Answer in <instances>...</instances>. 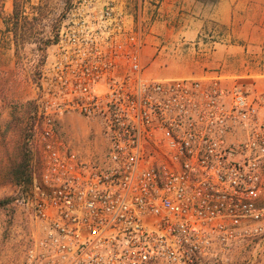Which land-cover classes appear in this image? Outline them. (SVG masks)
<instances>
[{
	"label": "built area",
	"instance_id": "obj_1",
	"mask_svg": "<svg viewBox=\"0 0 264 264\" xmlns=\"http://www.w3.org/2000/svg\"><path fill=\"white\" fill-rule=\"evenodd\" d=\"M147 45L129 0H69L32 112L35 231L0 264H264V89L147 78Z\"/></svg>",
	"mask_w": 264,
	"mask_h": 264
},
{
	"label": "rangeland",
	"instance_id": "obj_2",
	"mask_svg": "<svg viewBox=\"0 0 264 264\" xmlns=\"http://www.w3.org/2000/svg\"><path fill=\"white\" fill-rule=\"evenodd\" d=\"M157 1L129 0L136 10L140 8L141 24L149 41L147 46L153 51L154 59L146 63L145 75L147 78L180 77L188 70L189 63L182 58L181 40L176 42L168 36L167 29L170 27L162 18ZM2 2L5 15L10 16L14 0ZM68 4L69 0H30L27 11L31 16L38 17L36 38L29 40L19 54L16 53L12 34L5 31L3 16H0V134L4 132L13 112L22 117L25 127H31L39 68L56 37ZM33 7H40V10L35 12ZM211 25L212 30L216 31L212 40H218V32L224 31L220 26ZM68 128L77 142H82L86 147L92 142L97 154L102 152L103 139L95 134L97 127L93 122L75 116L69 120ZM5 174L6 169L0 164V252L8 255L12 248L24 245L35 227L23 209L30 185L10 183L4 178Z\"/></svg>",
	"mask_w": 264,
	"mask_h": 264
},
{
	"label": "crops",
	"instance_id": "obj_3",
	"mask_svg": "<svg viewBox=\"0 0 264 264\" xmlns=\"http://www.w3.org/2000/svg\"><path fill=\"white\" fill-rule=\"evenodd\" d=\"M168 36L182 42V58L189 63L176 78L202 77L219 72L232 87L245 84L249 90L264 89V0H220L204 6L195 0H158ZM218 40H212L216 31ZM1 28V27H0ZM149 42V41H148ZM146 49L144 62L153 61ZM163 79V78H161Z\"/></svg>",
	"mask_w": 264,
	"mask_h": 264
},
{
	"label": "trees",
	"instance_id": "obj_4",
	"mask_svg": "<svg viewBox=\"0 0 264 264\" xmlns=\"http://www.w3.org/2000/svg\"><path fill=\"white\" fill-rule=\"evenodd\" d=\"M2 1L0 0V16H3L5 31L12 34L16 53L19 54L25 49L29 40L36 38L35 24L38 22V17L31 16L27 11L30 0H14L10 16L5 15ZM195 1L204 6H215L220 2V0ZM32 9L38 12L40 7ZM30 129L29 125L24 126L22 117L13 112L4 132L0 134V164L6 169L4 178L18 186L30 185L32 181L29 150Z\"/></svg>",
	"mask_w": 264,
	"mask_h": 264
}]
</instances>
